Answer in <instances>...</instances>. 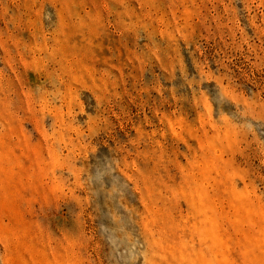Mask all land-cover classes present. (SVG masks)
<instances>
[{
  "label": "rangeland",
  "instance_id": "1",
  "mask_svg": "<svg viewBox=\"0 0 264 264\" xmlns=\"http://www.w3.org/2000/svg\"><path fill=\"white\" fill-rule=\"evenodd\" d=\"M0 264H264V0H0Z\"/></svg>",
  "mask_w": 264,
  "mask_h": 264
}]
</instances>
